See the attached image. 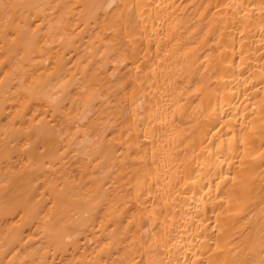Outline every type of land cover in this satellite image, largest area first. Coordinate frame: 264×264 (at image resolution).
<instances>
[{
	"label": "bare ground",
	"instance_id": "obj_1",
	"mask_svg": "<svg viewBox=\"0 0 264 264\" xmlns=\"http://www.w3.org/2000/svg\"><path fill=\"white\" fill-rule=\"evenodd\" d=\"M0 264H264V0H0Z\"/></svg>",
	"mask_w": 264,
	"mask_h": 264
}]
</instances>
